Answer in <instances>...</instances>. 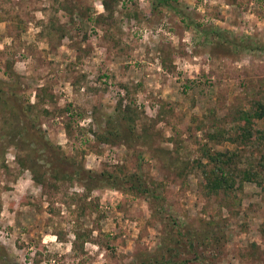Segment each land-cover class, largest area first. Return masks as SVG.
Returning <instances> with one entry per match:
<instances>
[{"label": "rangeland", "instance_id": "obj_1", "mask_svg": "<svg viewBox=\"0 0 264 264\" xmlns=\"http://www.w3.org/2000/svg\"><path fill=\"white\" fill-rule=\"evenodd\" d=\"M178 1L202 27L264 46V0ZM0 90L24 105L32 137L0 99V264H264V175L241 180L264 142L229 140L237 111L264 102V49L205 37L151 0H0ZM106 129L112 142L94 134ZM206 150L238 153L231 190L205 189ZM73 163L141 169L163 209ZM178 229L200 233L208 257L193 259Z\"/></svg>", "mask_w": 264, "mask_h": 264}, {"label": "trees", "instance_id": "obj_2", "mask_svg": "<svg viewBox=\"0 0 264 264\" xmlns=\"http://www.w3.org/2000/svg\"><path fill=\"white\" fill-rule=\"evenodd\" d=\"M151 3L153 9H158L162 7L170 9L175 14L180 16L181 22L186 27H193L199 33L204 34L205 37H209V36L214 37L222 43L229 44L231 46L241 48L242 50H246V51H251L256 48L264 49V46L256 47L257 45H253L252 41L247 43L245 41L246 40L245 37H235L232 35H228L226 31H223L218 28H210L206 26L202 27L201 24L196 23L191 19L189 15L188 7L183 3L179 2L178 0H151ZM0 99L5 101V103L9 104L16 113L22 115V120H24L21 131L23 141L24 142L31 141L32 137H30L29 135V129H28L29 125L27 126L26 124L27 117L28 118L31 117L29 115H27L26 117L23 115L22 109L24 108V105H22L20 100H18V98L14 94L6 93L3 90H0ZM255 103H256L255 109H240L237 111L236 125L234 127V136L229 137L231 143L235 145L239 144L241 146H246L251 142H253L255 138L257 140L260 139L262 141L261 143L264 142V127L263 128L256 127L257 122L261 119H264V102L257 100ZM116 111L119 115H121L122 119L124 118L125 120H128L130 124H134L135 119H133L132 117H130V115H128V112L132 113L130 107H128L126 110L124 109L121 110V106L118 105L116 106ZM113 132L114 131H111L110 129H106L104 131L94 132V134L102 142H112L110 136L114 135ZM45 147H47V145H45ZM204 154L209 160V162L213 164L212 169H207L206 168L207 163H202L201 161H198V163L201 164L200 166L202 167V173L206 178V182L204 183L205 189H207L208 192H212V193L231 190L236 180L234 177V173L231 170L226 169V167L230 163L232 162L234 163V158L238 156L237 155L238 153L236 151L229 152L228 150H226L225 152L217 151L213 153L206 150L204 151ZM62 159L58 156V161L60 163H62ZM65 161L69 163L67 160ZM70 166L71 168L73 167L72 170L74 174H76L79 178L93 179L96 180L97 182L102 181L104 184L114 188H122V189L126 188L127 191L130 192L146 194L159 204L158 205L160 206L159 208L163 209L161 204L162 196L160 193V184L152 179H150V181H147L143 177L141 169L139 172H133V173L122 172V175H114L109 171L100 174L91 171L89 169H86L81 165L75 166L74 163L71 164ZM59 169H61L60 164L57 165L56 170L57 172L63 170V169L61 170ZM67 170L66 172H69V174L72 171V170H68V171ZM241 173H242L241 175L242 181H257L258 176L264 175V153H262L260 158L257 159L256 166H254V163H251L250 166L244 168ZM178 232L179 235L185 238L186 244L190 249V251L192 252L193 259L202 262L203 256L208 257V255H205L206 254L205 249H202L201 247L198 246V244L201 245L203 243V242L199 243V241L196 240L197 238L198 239L201 238L200 233L196 234L192 232V234L190 233L185 234V232H182L180 229H178ZM210 262H214V261L211 260ZM173 263L174 262L170 260L148 258L147 261H144L142 264H173Z\"/></svg>", "mask_w": 264, "mask_h": 264}, {"label": "clouds", "instance_id": "obj_3", "mask_svg": "<svg viewBox=\"0 0 264 264\" xmlns=\"http://www.w3.org/2000/svg\"><path fill=\"white\" fill-rule=\"evenodd\" d=\"M101 10H103V9L101 8Z\"/></svg>", "mask_w": 264, "mask_h": 264}]
</instances>
